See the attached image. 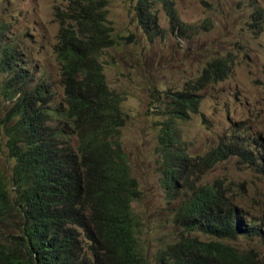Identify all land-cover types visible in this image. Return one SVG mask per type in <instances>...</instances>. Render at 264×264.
<instances>
[{
	"label": "trees",
	"instance_id": "1",
	"mask_svg": "<svg viewBox=\"0 0 264 264\" xmlns=\"http://www.w3.org/2000/svg\"><path fill=\"white\" fill-rule=\"evenodd\" d=\"M151 1L137 0L134 6L146 32L158 25ZM158 1L169 5V22L180 27L172 0ZM53 11L60 25L54 44L63 88L60 104L43 82L23 70L26 60L13 42L2 38L0 23L2 94L10 101L0 127L13 161L7 176L0 173V264H148L138 239L140 220L131 205L140 195L138 182L118 139L125 122L123 96L108 86L102 62L103 51L117 44L107 1L67 0ZM230 71L227 56L207 61L194 80L170 92L171 118L189 119L199 109L200 91ZM163 125L157 147L160 183L177 203L173 219L181 231L156 252V263L264 264L257 251L222 241L237 234L262 238L260 224H243L242 207L221 184L193 183L188 164L198 159L211 167L234 154L264 174V150L254 154L245 149V138L239 146L222 139L205 155L189 157L172 119ZM10 209L20 216L15 237L1 225ZM196 230L209 238L191 233Z\"/></svg>",
	"mask_w": 264,
	"mask_h": 264
},
{
	"label": "rangeland",
	"instance_id": "2",
	"mask_svg": "<svg viewBox=\"0 0 264 264\" xmlns=\"http://www.w3.org/2000/svg\"><path fill=\"white\" fill-rule=\"evenodd\" d=\"M106 1L117 44L103 51V68L108 86L123 96L125 122L118 139L140 191L131 205L140 220L138 239L147 262L157 264L156 252L181 231L173 219L177 203L160 183L157 147L164 122L172 119L189 157L205 155L222 139L231 141L233 135L245 138L249 144L245 148L254 153L264 150V0H172L180 27L175 20L170 24L169 5L153 0L150 6L158 25L152 29L155 35L151 39L137 23V0ZM66 2L0 0V23L6 36L2 38L13 42L26 60L23 70L27 69L36 82H43L57 104L62 102L63 88L54 53L60 25L53 10ZM221 56L231 60L228 76L200 91L199 109L190 113L189 119L171 118L170 92L182 90L207 61ZM4 85L5 77L0 74V119L10 105L2 94ZM4 141L0 127V173L7 176L13 161ZM70 142L74 147V134ZM188 164L193 183L221 184L242 206L243 224L254 220L264 236V174L240 163L234 154L211 167L198 159ZM1 225L5 234L17 236V210L4 211ZM191 233L209 238L200 230ZM222 241L264 256V237L237 234Z\"/></svg>",
	"mask_w": 264,
	"mask_h": 264
},
{
	"label": "clouds",
	"instance_id": "3",
	"mask_svg": "<svg viewBox=\"0 0 264 264\" xmlns=\"http://www.w3.org/2000/svg\"><path fill=\"white\" fill-rule=\"evenodd\" d=\"M135 15H136V11H135ZM169 16V15H168ZM157 19V18H156ZM136 20H137V23H138V17H137V15H136ZM169 21H170V19H169ZM139 25V24H138ZM140 26V25H139ZM141 27V26H140ZM142 29V28H141ZM152 29H155V27L153 28V27H151V29L150 30H148L147 32L146 31H144L146 34H148L149 36H150V39L155 35V33H153L152 32ZM235 136H238V137H240V139H234V137ZM231 141H229L228 143H230V144H233V145H237V146H239V144H245V141L246 140H241V139H243V137H241L240 135H233V136H231ZM227 144V143H226ZM247 145H244L243 147L245 148ZM245 149H248V148H245ZM258 153V152H257ZM257 153H254V154H257ZM236 202V201H235ZM238 204V203H237ZM240 205V204H239ZM241 206V205H240ZM242 207V206H241ZM243 209V208H242ZM244 211V210H243ZM241 216H242V214H241ZM241 219H242V217H241ZM252 221H254V220H252ZM246 224H248V221L246 222ZM257 224V223H256Z\"/></svg>",
	"mask_w": 264,
	"mask_h": 264
}]
</instances>
